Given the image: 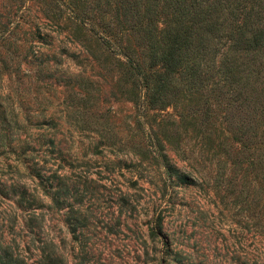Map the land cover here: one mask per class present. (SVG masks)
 <instances>
[{
	"label": "rangeland",
	"instance_id": "374dc122",
	"mask_svg": "<svg viewBox=\"0 0 264 264\" xmlns=\"http://www.w3.org/2000/svg\"><path fill=\"white\" fill-rule=\"evenodd\" d=\"M45 8L0 0V254L12 264H264V162L238 169L237 146L220 145L232 135L215 96L188 131L160 132L178 112L142 120L117 61L88 37L75 42L72 23L57 34ZM37 173L55 178L52 189Z\"/></svg>",
	"mask_w": 264,
	"mask_h": 264
},
{
	"label": "trees",
	"instance_id": "16d2710c",
	"mask_svg": "<svg viewBox=\"0 0 264 264\" xmlns=\"http://www.w3.org/2000/svg\"><path fill=\"white\" fill-rule=\"evenodd\" d=\"M44 14L57 34L72 23L75 42L88 37L117 61L142 120L171 107L177 121L162 119L157 129L188 131L215 96L232 135L220 145L237 146L238 169L264 162V0H46ZM36 176L52 189L54 177ZM9 256L0 254V264H12Z\"/></svg>",
	"mask_w": 264,
	"mask_h": 264
}]
</instances>
